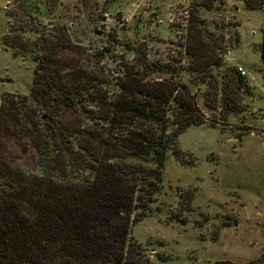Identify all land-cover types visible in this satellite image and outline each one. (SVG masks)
I'll use <instances>...</instances> for the list:
<instances>
[{
	"label": "rangeland",
	"instance_id": "1",
	"mask_svg": "<svg viewBox=\"0 0 264 264\" xmlns=\"http://www.w3.org/2000/svg\"><path fill=\"white\" fill-rule=\"evenodd\" d=\"M206 1L208 7L198 5ZM193 12L224 34L221 68L242 65L247 71L242 86L222 75L206 84L199 81L202 72L187 69ZM226 48L232 49L230 64ZM155 66L167 70L154 71ZM135 70L158 80L173 72V79L191 86L206 120L178 136L148 215L132 226L151 264H264V5L251 8L244 0H0L4 178L18 185L31 171L41 174V155L26 128L108 127L96 120L103 111L99 100L118 98L126 74ZM37 79L45 82L46 91L36 93L43 108L32 101ZM59 87L81 105L58 100ZM208 93L214 98L211 106L205 103ZM60 172L54 174L61 179Z\"/></svg>",
	"mask_w": 264,
	"mask_h": 264
},
{
	"label": "trees",
	"instance_id": "2",
	"mask_svg": "<svg viewBox=\"0 0 264 264\" xmlns=\"http://www.w3.org/2000/svg\"><path fill=\"white\" fill-rule=\"evenodd\" d=\"M244 2L251 8L264 5V0ZM198 5L209 6L208 1ZM187 38V69L202 72L199 81L211 83L222 75L244 84L235 67L221 68V30H211L193 12ZM42 84L34 81L32 101L43 108L36 96L46 91ZM56 95L63 103L81 105L61 87ZM101 98L103 111L96 120L108 127L26 128L41 155V174L31 171L17 185L4 178L0 165V264H151L132 226L148 215L178 136L206 120L191 86L173 79V72L158 80L129 71L118 98ZM213 100L205 95L208 106ZM34 115L39 117L37 110Z\"/></svg>",
	"mask_w": 264,
	"mask_h": 264
},
{
	"label": "built area",
	"instance_id": "3",
	"mask_svg": "<svg viewBox=\"0 0 264 264\" xmlns=\"http://www.w3.org/2000/svg\"><path fill=\"white\" fill-rule=\"evenodd\" d=\"M183 13H184L185 16L189 15V11L188 10H185ZM224 53H225V61L226 62H230V60H231L230 56H231V53H232V49L231 48H226ZM235 68L237 69V71L239 72V74L241 76L245 77L247 75V71L242 65L237 64L235 66Z\"/></svg>",
	"mask_w": 264,
	"mask_h": 264
},
{
	"label": "crops",
	"instance_id": "4",
	"mask_svg": "<svg viewBox=\"0 0 264 264\" xmlns=\"http://www.w3.org/2000/svg\"><path fill=\"white\" fill-rule=\"evenodd\" d=\"M226 62V61H225ZM230 64V62H228Z\"/></svg>",
	"mask_w": 264,
	"mask_h": 264
}]
</instances>
